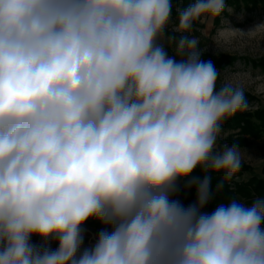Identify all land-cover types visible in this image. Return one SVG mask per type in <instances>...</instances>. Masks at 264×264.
Returning a JSON list of instances; mask_svg holds the SVG:
<instances>
[{"label":"clouds","instance_id":"clouds-1","mask_svg":"<svg viewBox=\"0 0 264 264\" xmlns=\"http://www.w3.org/2000/svg\"><path fill=\"white\" fill-rule=\"evenodd\" d=\"M225 9L176 8L177 38L173 0H0V264H264V197L205 211L249 108L190 35Z\"/></svg>","mask_w":264,"mask_h":264},{"label":"rangeland","instance_id":"rangeland-1","mask_svg":"<svg viewBox=\"0 0 264 264\" xmlns=\"http://www.w3.org/2000/svg\"><path fill=\"white\" fill-rule=\"evenodd\" d=\"M189 2L190 0L173 2V20L169 25V33L177 35V38L179 34L174 32L178 23L175 9L184 8ZM239 31L245 34L242 35ZM250 31L251 33L247 34ZM190 35L199 41L198 50L201 53V59L211 60L220 73L217 81L218 88L228 83L234 87L244 88L249 108L241 113L253 115L258 110H264V67L260 65L261 62L264 63V0H226V9L221 17L209 23L197 22ZM167 47L169 54L175 55V44L167 45ZM252 121L259 124L256 118H252ZM240 133L239 126L231 130L223 126L222 138L218 140L220 146L236 144L241 150L242 165L248 170L234 178V181L244 183L252 178L264 179V134L260 135L259 139L244 136L247 144L243 145L236 142L241 136ZM228 185L234 189V183L231 185L228 183ZM84 228L98 236L99 232L88 228L86 223ZM90 238L91 235L84 232L81 251L90 247ZM48 246L55 251L58 244L52 243Z\"/></svg>","mask_w":264,"mask_h":264},{"label":"trees","instance_id":"trees-1","mask_svg":"<svg viewBox=\"0 0 264 264\" xmlns=\"http://www.w3.org/2000/svg\"><path fill=\"white\" fill-rule=\"evenodd\" d=\"M176 1L178 0H173V2ZM225 60L230 61V59ZM260 65L264 67V63L261 62ZM252 118H256L259 124L253 123ZM223 126L228 130L233 129L235 126L241 127V136L236 142L245 145L247 144V140L244 139V136L248 135L251 138L259 139L260 135L264 134V110H258L253 115L238 112L232 118L228 119ZM247 170L248 168L242 165L240 172L234 178L243 175ZM234 178L231 182H225L223 188L216 191V184L221 177L219 175L213 176L214 200L209 203L205 211L211 212L217 203H227L231 198H241L244 202L250 204L255 198L264 197V179L252 178L248 182L236 183ZM228 183H234V189H231ZM177 198L187 206L195 200V189H181ZM86 223L89 227L98 231L106 227L95 220H89Z\"/></svg>","mask_w":264,"mask_h":264},{"label":"crops","instance_id":"crops-1","mask_svg":"<svg viewBox=\"0 0 264 264\" xmlns=\"http://www.w3.org/2000/svg\"><path fill=\"white\" fill-rule=\"evenodd\" d=\"M87 224V223H86ZM88 226V225H87ZM88 228H90V229H93V230H95L94 228H91V227H89L88 226ZM98 231V230H97ZM98 232H100V231H98ZM34 237H36V236H33V238H31V243L33 244V245H38V244H43V242L41 241V239L40 238H34ZM54 244V243H56V242H50V244Z\"/></svg>","mask_w":264,"mask_h":264},{"label":"built area","instance_id":"built-area-1","mask_svg":"<svg viewBox=\"0 0 264 264\" xmlns=\"http://www.w3.org/2000/svg\"><path fill=\"white\" fill-rule=\"evenodd\" d=\"M231 185V183H230ZM87 229V228H86ZM87 231V234H90L91 235V238H90V242H89V246L91 247L92 245H94L95 241H96V238L97 236H95L90 230H86Z\"/></svg>","mask_w":264,"mask_h":264},{"label":"bare ground","instance_id":"bare-ground-1","mask_svg":"<svg viewBox=\"0 0 264 264\" xmlns=\"http://www.w3.org/2000/svg\"><path fill=\"white\" fill-rule=\"evenodd\" d=\"M84 229H85V228H84ZM84 232H87V231H86V229H85V231H84Z\"/></svg>","mask_w":264,"mask_h":264}]
</instances>
